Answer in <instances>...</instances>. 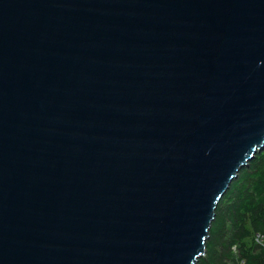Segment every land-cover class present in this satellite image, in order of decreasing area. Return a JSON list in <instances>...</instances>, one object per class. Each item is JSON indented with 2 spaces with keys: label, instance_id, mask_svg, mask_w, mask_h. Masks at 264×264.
I'll return each mask as SVG.
<instances>
[{
  "label": "water",
  "instance_id": "95a60500",
  "mask_svg": "<svg viewBox=\"0 0 264 264\" xmlns=\"http://www.w3.org/2000/svg\"><path fill=\"white\" fill-rule=\"evenodd\" d=\"M264 146V0H0V264H196Z\"/></svg>",
  "mask_w": 264,
  "mask_h": 264
},
{
  "label": "trees",
  "instance_id": "16d2710c",
  "mask_svg": "<svg viewBox=\"0 0 264 264\" xmlns=\"http://www.w3.org/2000/svg\"><path fill=\"white\" fill-rule=\"evenodd\" d=\"M264 146L231 180L215 207L205 241V252L196 264H264Z\"/></svg>",
  "mask_w": 264,
  "mask_h": 264
},
{
  "label": "built area",
  "instance_id": "2783aa9c",
  "mask_svg": "<svg viewBox=\"0 0 264 264\" xmlns=\"http://www.w3.org/2000/svg\"><path fill=\"white\" fill-rule=\"evenodd\" d=\"M255 241L258 242V243H260V244H262V245H264V239H263V237H262L260 234H258V233L255 235Z\"/></svg>",
  "mask_w": 264,
  "mask_h": 264
},
{
  "label": "rangeland",
  "instance_id": "374dc122",
  "mask_svg": "<svg viewBox=\"0 0 264 264\" xmlns=\"http://www.w3.org/2000/svg\"><path fill=\"white\" fill-rule=\"evenodd\" d=\"M254 240H255V236H254Z\"/></svg>",
  "mask_w": 264,
  "mask_h": 264
}]
</instances>
